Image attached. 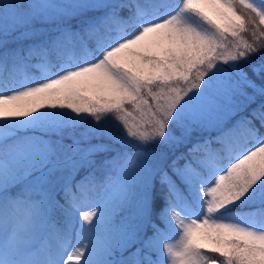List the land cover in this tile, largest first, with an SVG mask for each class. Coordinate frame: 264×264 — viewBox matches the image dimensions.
<instances>
[{"label":"snow or ice","instance_id":"1","mask_svg":"<svg viewBox=\"0 0 264 264\" xmlns=\"http://www.w3.org/2000/svg\"><path fill=\"white\" fill-rule=\"evenodd\" d=\"M0 264H264V0H0Z\"/></svg>","mask_w":264,"mask_h":264},{"label":"trees","instance_id":"2","mask_svg":"<svg viewBox=\"0 0 264 264\" xmlns=\"http://www.w3.org/2000/svg\"><path fill=\"white\" fill-rule=\"evenodd\" d=\"M170 2H175V0H170ZM241 144H243V142H240ZM244 147H246V145H244Z\"/></svg>","mask_w":264,"mask_h":264},{"label":"rangeland","instance_id":"3","mask_svg":"<svg viewBox=\"0 0 264 264\" xmlns=\"http://www.w3.org/2000/svg\"><path fill=\"white\" fill-rule=\"evenodd\" d=\"M74 243V242H73Z\"/></svg>","mask_w":264,"mask_h":264}]
</instances>
